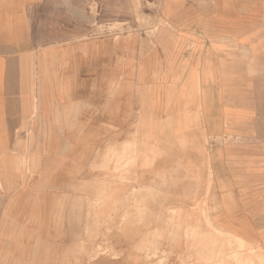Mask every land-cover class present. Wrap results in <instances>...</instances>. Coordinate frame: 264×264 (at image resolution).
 <instances>
[{
	"label": "crops",
	"instance_id": "0c3cea01",
	"mask_svg": "<svg viewBox=\"0 0 264 264\" xmlns=\"http://www.w3.org/2000/svg\"><path fill=\"white\" fill-rule=\"evenodd\" d=\"M129 1L0 0V264L75 262L72 238L103 233L86 193L117 201L101 160L139 117L188 142L158 163L162 201L210 182L214 225L264 250V0H147L152 34L91 24L92 5L112 25Z\"/></svg>",
	"mask_w": 264,
	"mask_h": 264
},
{
	"label": "rangeland",
	"instance_id": "374dc122",
	"mask_svg": "<svg viewBox=\"0 0 264 264\" xmlns=\"http://www.w3.org/2000/svg\"><path fill=\"white\" fill-rule=\"evenodd\" d=\"M129 2L128 10L118 3L117 18L112 25H108L109 20L104 16L100 22L95 20L97 12L92 5L90 12L94 19L91 24L96 25L94 27L99 33L108 30L119 34H152L156 28L157 3L147 0ZM184 145H188L186 140L176 139L172 133L159 130L157 126L149 131L139 117L133 125L131 137L119 142L117 155L106 154L101 160V179L109 180L112 173L117 181V201H110L108 187H102L96 193L90 188L91 192L86 193L87 226L90 221L103 233L90 234L87 229V234L73 237L71 258L75 257V262L53 263L264 264L261 247L247 238L229 235L214 225L211 214L215 208H211L213 187L210 182L199 188L198 202H173V194H167L168 189L164 197L167 201H162L164 190L155 182L158 163L175 162L173 149ZM111 162H116V169H109ZM168 171L162 173L163 177L167 178L169 173L171 176L182 174L176 169ZM205 178L203 176V180ZM143 180H154L155 183L149 186ZM186 192L180 188V194ZM111 207H117L119 211L117 224L110 218ZM127 224L134 226L133 234H127ZM111 225L114 227L112 230ZM79 249L85 250L86 262H77Z\"/></svg>",
	"mask_w": 264,
	"mask_h": 264
},
{
	"label": "bare ground",
	"instance_id": "6f19581e",
	"mask_svg": "<svg viewBox=\"0 0 264 264\" xmlns=\"http://www.w3.org/2000/svg\"><path fill=\"white\" fill-rule=\"evenodd\" d=\"M184 224V223H183ZM235 254V253H234Z\"/></svg>",
	"mask_w": 264,
	"mask_h": 264
}]
</instances>
